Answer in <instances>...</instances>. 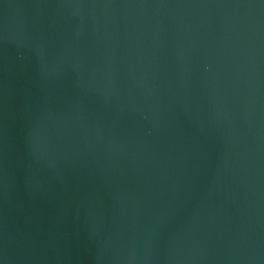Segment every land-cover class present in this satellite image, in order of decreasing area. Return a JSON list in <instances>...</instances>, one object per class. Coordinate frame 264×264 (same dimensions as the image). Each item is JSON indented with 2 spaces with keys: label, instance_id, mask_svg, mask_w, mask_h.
<instances>
[{
  "label": "water",
  "instance_id": "95a60500",
  "mask_svg": "<svg viewBox=\"0 0 264 264\" xmlns=\"http://www.w3.org/2000/svg\"><path fill=\"white\" fill-rule=\"evenodd\" d=\"M0 264H264V0H0Z\"/></svg>",
  "mask_w": 264,
  "mask_h": 264
}]
</instances>
